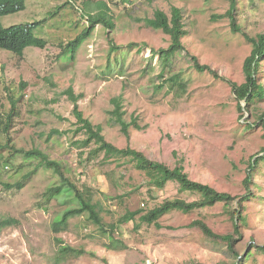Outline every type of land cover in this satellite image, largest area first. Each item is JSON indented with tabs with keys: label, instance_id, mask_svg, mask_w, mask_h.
Wrapping results in <instances>:
<instances>
[{
	"label": "rangeland",
	"instance_id": "obj_1",
	"mask_svg": "<svg viewBox=\"0 0 264 264\" xmlns=\"http://www.w3.org/2000/svg\"><path fill=\"white\" fill-rule=\"evenodd\" d=\"M83 1L25 0L23 10L1 17L4 27L42 21L35 34L46 45L29 46L22 57L0 49V156L13 164L3 166L0 158V217L16 221L0 231V264H264L259 248L264 246V160L252 177L253 196L242 203L238 231L232 216L236 200L187 213L171 210L157 224L141 222L140 215L166 199L201 197L179 191L174 181L156 187L129 158L105 156L95 143L83 146L85 134L75 130L65 92L70 88L78 96L83 115L100 124L115 146L136 148L171 168L182 165L193 180L244 195L249 158L264 154V125L256 122L264 100L240 112L229 85L197 71L190 56L220 77L243 82L242 64L251 50L244 34L264 32V0H236L238 32L230 17L222 16L228 0H90L106 2L114 26L97 24L72 53L66 44L89 25ZM173 6L182 12L184 50L163 64L150 50L166 48L169 36L146 26L144 18L156 9L170 16ZM110 41L118 47L114 52ZM259 79L264 84V60ZM114 96H120L124 119L141 127H131L128 137L111 115ZM12 105L16 114L5 131ZM12 147L42 150L78 186H89L105 232L84 213L55 230L52 223L77 202H46L45 191L59 182L56 173L20 154L10 156ZM26 173L21 189L3 187ZM132 211L138 213L130 221L119 222ZM196 220L219 235L231 234V246L205 235L192 224ZM63 246L71 250L59 253Z\"/></svg>",
	"mask_w": 264,
	"mask_h": 264
},
{
	"label": "trees",
	"instance_id": "obj_2",
	"mask_svg": "<svg viewBox=\"0 0 264 264\" xmlns=\"http://www.w3.org/2000/svg\"><path fill=\"white\" fill-rule=\"evenodd\" d=\"M71 0H65L64 4H69ZM229 8L222 14V16H228L231 19V26L233 31L238 32L240 29L234 22L233 11L235 8L236 0H228ZM93 4V6H92ZM25 7V0H0V49L9 51L18 57H22L24 50L29 46L42 48L46 45V40L35 34V27L42 21H34L30 23H18L12 24L8 27H4L1 23V17L7 14L15 13L23 10ZM83 7H85V13L88 20V26L80 32L73 40L69 41L65 48L71 49L72 53L76 48L85 40L94 26L101 24L105 29L111 30L114 26L113 17L110 13V9L106 2L97 1L91 3L90 0L83 1ZM144 23L153 29L162 30L168 34L170 43L166 48L151 49V56L158 55L163 64L167 63V59L173 53L184 50L182 38L186 35L184 24L182 22V12L178 7L173 6L170 16L160 10L156 9L153 12L152 17L144 18ZM246 40L251 44L250 53L244 58L242 64V71L244 74V80L241 83H237L230 79L220 77L212 68L207 64H200L197 57L191 55V61L193 67L197 71H207L217 78L224 80L230 87L232 93L235 95L237 109L240 112L243 110L248 111L250 107L264 100V84L259 79V67L264 60V32L257 33L254 36L244 34ZM118 47H115L110 41L109 51L114 52ZM116 58V57H115ZM70 100L72 101V113L76 118L75 128L76 132H83L85 138L82 140L83 146H88L91 143L96 144L95 150L103 151L105 156H122L127 157L134 164V167L143 171L148 177L151 184L156 187H160L167 181H174L178 185L179 191H195L201 199L193 201H185L181 198L166 199L162 203L148 210L144 214L140 215V221L148 224L155 223L157 220L168 213L171 210H179L187 213L194 209L212 206L217 202L231 203L237 201V208L233 210V227L235 231H238L240 221L244 220L242 215V203L248 200L252 195V177L255 169L258 167L260 161L264 160V154L260 156H251L247 164V175L243 179L245 187V194L240 196L231 195L227 192L218 191L212 186L189 178L188 174L184 171L182 165L169 167L163 162L152 160L148 158L142 151L130 147H117L114 144L107 141L102 134V126L100 124H93L88 118H86L82 111L78 107V96L72 93L69 88L65 91ZM113 109L110 111L115 124L119 125L121 133L125 136H129V129H140V125L135 119L126 121L123 117V110L121 109L120 96H114L111 99ZM244 103V105L242 104ZM15 105V104H13ZM12 105L10 112L7 114L5 127L3 130L7 131L12 117L16 114ZM257 123L261 122L264 125V111L258 116ZM0 123H3L0 120ZM8 125V126H7ZM247 128L253 127V123H247ZM1 146V144H0ZM10 154H20L24 159L35 160L37 165H42L45 168L52 169L59 182L51 185L44 193L46 202L50 199H59L62 202L74 200L77 202V206L66 209L58 221H54L52 225L57 230L58 227L66 225V221L77 213H84L88 220H91L98 229H103V224L100 217V207L98 202L93 201L92 190L89 186H78L67 174L62 171L57 161L50 159L48 155L38 148H31L28 150L16 149ZM2 165L12 164L10 157H2ZM13 165V164H12ZM20 168V167H18ZM33 169L31 172H33ZM31 174V173H30ZM29 177V173L23 175L21 180H17L15 183L3 182V187L6 189L17 188L21 189L24 186V179ZM138 211H132L122 216L119 222L130 221ZM13 218H1L0 217V231L15 223ZM193 225H196L207 236L214 239H221L227 242L228 246H231L232 235L223 234L219 235L213 232L204 222L200 220L193 221ZM63 228V227H62ZM105 232V231H104ZM260 250L264 252V246H259ZM71 248L63 246L59 250V253L63 254L70 251ZM82 252V251H78Z\"/></svg>",
	"mask_w": 264,
	"mask_h": 264
}]
</instances>
